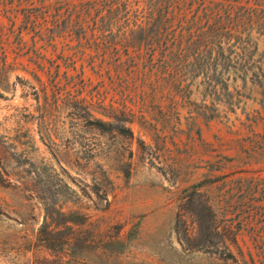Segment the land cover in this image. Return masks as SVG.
Listing matches in <instances>:
<instances>
[{"label":"rangeland","instance_id":"rangeland-1","mask_svg":"<svg viewBox=\"0 0 264 264\" xmlns=\"http://www.w3.org/2000/svg\"><path fill=\"white\" fill-rule=\"evenodd\" d=\"M28 1L0 0V264H264V156L251 152L264 126L247 118L260 93L209 118L215 83L194 77L204 68L175 80L131 60L157 47L129 45L147 0H112L130 21L104 28L106 0L90 1L80 33L67 22L78 1ZM58 210L85 221L66 225ZM46 219L76 258L71 244L45 246Z\"/></svg>","mask_w":264,"mask_h":264},{"label":"trees","instance_id":"trees-1","mask_svg":"<svg viewBox=\"0 0 264 264\" xmlns=\"http://www.w3.org/2000/svg\"><path fill=\"white\" fill-rule=\"evenodd\" d=\"M75 1L78 2L69 9L71 15L67 17V22L68 26L76 28L80 33L90 21L88 15L92 8L90 1L93 0ZM28 2L33 4L32 0ZM146 5L148 23L139 24L136 20V24H131L125 15L130 13L126 2L106 0V14L101 15L100 19L94 18L95 25L98 28L109 26L118 21V14L122 13L124 20L129 22L126 27L133 31L129 45H157L149 52L148 57L136 55L131 60L136 63L143 61L151 67H162L164 72L170 68L175 69L174 75L169 72V76L175 80L181 78L182 69L194 65L206 69L194 77L202 75L203 80L215 83V114L212 113L209 118L221 116V105H225L228 111L237 113L242 102L238 96H245L246 93V98L251 99L253 92H259L262 109L256 111L255 115H248V127L255 131L258 126H264V52H259L260 42L264 41V0H147ZM188 11L195 13L190 19L187 18ZM97 12L99 16L102 10L98 9ZM74 13L77 14L75 17ZM176 19L181 28L179 31L166 34L145 32L148 28L174 27ZM135 30H141L140 35H134ZM92 58H95L94 55ZM230 81H241L242 88L234 86V90H231ZM247 89L249 91L244 92ZM225 114L227 116L228 112ZM252 150L260 151L264 156V143L254 145L251 152ZM58 214L64 217L66 225L85 221L83 215L75 212L58 210ZM47 225L46 219L40 231V235L45 234V246L64 250L71 244V255L76 258L75 242L71 241L70 236L64 237L62 243H53L56 232L47 229ZM215 231L219 232L218 224L215 225ZM236 239L237 235H234V240L237 241ZM230 256L235 258L232 254Z\"/></svg>","mask_w":264,"mask_h":264},{"label":"crops","instance_id":"crops-1","mask_svg":"<svg viewBox=\"0 0 264 264\" xmlns=\"http://www.w3.org/2000/svg\"><path fill=\"white\" fill-rule=\"evenodd\" d=\"M148 186H150V184H148Z\"/></svg>","mask_w":264,"mask_h":264}]
</instances>
